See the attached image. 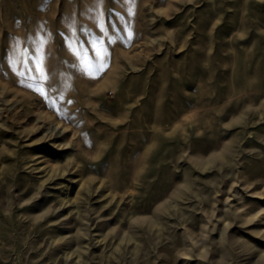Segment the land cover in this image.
<instances>
[{"label": "rangeland", "instance_id": "rangeland-1", "mask_svg": "<svg viewBox=\"0 0 264 264\" xmlns=\"http://www.w3.org/2000/svg\"><path fill=\"white\" fill-rule=\"evenodd\" d=\"M0 264H264V0H0Z\"/></svg>", "mask_w": 264, "mask_h": 264}, {"label": "snow or ice", "instance_id": "snow-or-ice-1", "mask_svg": "<svg viewBox=\"0 0 264 264\" xmlns=\"http://www.w3.org/2000/svg\"><path fill=\"white\" fill-rule=\"evenodd\" d=\"M102 0H97V3H101ZM72 28L71 36L67 37L65 40V43L68 47V50L73 53L78 59L81 61V67L84 70V73L92 79L98 78L99 74L102 73L106 67L107 62L106 60H102V53L99 45L102 43V38L100 36H96L91 34V30L89 29H80V31L84 32L85 35L90 36V39L87 41V43L91 46L92 50L94 51L96 58L98 60H102V62L96 63L95 68L93 69L89 65L92 63V61H89L87 59V49L84 47V42L79 41L78 37L76 36V30H75V21L69 25ZM97 28L100 30L101 33L107 34V28L104 26L102 14L101 18L99 19L97 23ZM129 38H131V33H129ZM47 41L41 40L40 46L35 49V59H33L32 55H29L27 50H23L21 52V55H23L26 59L25 62L32 61V67L29 68V71H35L36 73L40 74V77L43 79H47V76L45 75V69H44V63H43V45ZM109 43H112L113 41L109 39ZM106 51L103 53V56H106ZM30 87V85H29ZM37 91H41L40 89H36ZM41 95H44V93L41 91ZM69 103H71L69 101Z\"/></svg>", "mask_w": 264, "mask_h": 264}]
</instances>
